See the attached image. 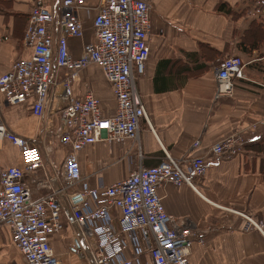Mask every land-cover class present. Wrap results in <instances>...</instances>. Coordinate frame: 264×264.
Segmentation results:
<instances>
[{
    "label": "built area",
    "instance_id": "1",
    "mask_svg": "<svg viewBox=\"0 0 264 264\" xmlns=\"http://www.w3.org/2000/svg\"><path fill=\"white\" fill-rule=\"evenodd\" d=\"M92 10L94 41L85 43L80 55L74 57L68 38L82 36ZM248 15L264 17V0H256ZM150 27L151 0H58L53 7L45 0L33 1L22 38L31 55L16 58L10 69L0 74V110L3 103L31 99V110L37 117H42L48 106L49 111H58L56 134L66 154L58 174L36 178L29 186L26 177L35 176L42 167V152L35 142L10 131L0 112V141H10L20 157L19 166L0 168V228H9L11 242L25 264H63L49 237L63 229L67 217L73 219L79 236L86 241V257L93 264H191V245L204 243L203 232L167 214L158 189L170 183L197 191L195 179L205 174L207 159L240 154L243 134L217 139L210 145L209 155L175 158L165 152L153 166L135 167L131 163L126 177L109 185L102 180L90 185L82 177L76 158L78 151L96 142L112 145L137 139L141 120L150 127L136 88L150 53ZM91 64L100 67L111 87L115 99L112 115L102 112L90 85H85L82 95H73L72 83L79 79L78 72ZM244 66L234 54L217 60L215 99L232 95L234 79L244 78ZM60 69L64 75L57 80ZM256 128L260 132L252 139H264V117L250 126L251 132ZM51 135L49 123L45 140ZM200 144L199 138L194 139L191 149ZM40 189L47 191L35 197L34 191ZM225 211L244 219L240 230H257L264 235L263 221L242 211ZM76 243L72 247L81 258L85 251Z\"/></svg>",
    "mask_w": 264,
    "mask_h": 264
},
{
    "label": "crops",
    "instance_id": "2",
    "mask_svg": "<svg viewBox=\"0 0 264 264\" xmlns=\"http://www.w3.org/2000/svg\"><path fill=\"white\" fill-rule=\"evenodd\" d=\"M33 1L0 0V74L8 71L16 58L31 55L22 38ZM45 1L53 7L58 0ZM255 1L151 0L150 53L145 72L136 79L150 127L141 120L137 139L112 145L96 142L76 154L82 177L90 185L99 180L109 185L126 177L131 163L135 167L153 166L165 152L175 158L209 155L210 145L217 139L243 134L240 154L207 159L205 174L195 179L197 191L170 183L158 189L168 215L192 224L205 235L204 243L191 245V264H264V235L257 230H240L244 219L225 211H242L264 222V151L257 146L264 144V139H252L260 128L250 130L264 117V17L247 14ZM93 15L92 10L86 17L82 36L68 38L74 57L80 55L85 43L94 41ZM231 54L245 63V76L234 79L232 95L215 99L214 67L218 59ZM63 75L60 69L57 80ZM78 77L72 83L73 95H82L85 85H90L102 112L112 115L115 99L100 67L91 64L79 71ZM31 108L29 99L20 104L3 103L0 110L8 129L35 142L42 152V167L35 176L26 177L29 186L36 178L58 174L66 154L56 134L59 112L49 111L48 106L43 116L37 117ZM48 122L52 131L49 143L44 136ZM196 138L201 144L192 150ZM12 165H20L18 148L1 140L0 168ZM46 191L36 190L34 196ZM49 241L63 264H93L71 217L64 218L63 229ZM76 242L85 251L81 258L72 247ZM0 264H25L7 226L0 228Z\"/></svg>",
    "mask_w": 264,
    "mask_h": 264
},
{
    "label": "trees",
    "instance_id": "3",
    "mask_svg": "<svg viewBox=\"0 0 264 264\" xmlns=\"http://www.w3.org/2000/svg\"><path fill=\"white\" fill-rule=\"evenodd\" d=\"M260 145H262V146H260ZM260 145H257V146H259V148L262 149V150L264 151V144H261V143H260Z\"/></svg>",
    "mask_w": 264,
    "mask_h": 264
},
{
    "label": "rangeland",
    "instance_id": "4",
    "mask_svg": "<svg viewBox=\"0 0 264 264\" xmlns=\"http://www.w3.org/2000/svg\"><path fill=\"white\" fill-rule=\"evenodd\" d=\"M248 14V13H247ZM261 75H263V74H261ZM244 76H245V74H244ZM233 89H234V87H233ZM224 96V95H223ZM220 97H222V96H220ZM220 97H218V98H220Z\"/></svg>",
    "mask_w": 264,
    "mask_h": 264
}]
</instances>
